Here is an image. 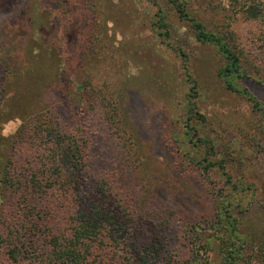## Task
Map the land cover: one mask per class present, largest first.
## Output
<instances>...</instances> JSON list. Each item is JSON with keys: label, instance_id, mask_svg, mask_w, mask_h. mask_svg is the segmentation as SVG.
<instances>
[{"label": "rangeland", "instance_id": "374dc122", "mask_svg": "<svg viewBox=\"0 0 264 264\" xmlns=\"http://www.w3.org/2000/svg\"><path fill=\"white\" fill-rule=\"evenodd\" d=\"M190 5L210 30L229 23L244 55L260 67L259 74L240 79V86L264 107V89L256 81L264 82L258 23L235 14L229 0ZM159 16L166 35H159ZM63 61L70 69L65 71ZM4 65L17 67L15 80L4 81L13 80L6 96L12 95L14 105L30 102L31 108L0 121V136L20 131L33 142L39 139L52 108L44 100L61 119L65 106L81 113L103 106L112 121L103 119L101 139L112 149L121 147L117 157L131 164L141 202L157 194L176 215L185 240L193 223L212 216V186L225 178L218 164L210 174L197 164L207 150L213 152L210 160L223 159L224 171L245 186L238 194L253 207L244 228L251 234L264 228V115L225 87L215 46L196 40L168 0H0V68ZM88 95L94 97L87 100ZM83 128L78 127L81 134ZM197 137L208 144L195 150ZM123 146L134 153L127 156ZM109 157L103 153L105 161ZM207 247L193 264H223L218 243L207 240Z\"/></svg>", "mask_w": 264, "mask_h": 264}, {"label": "trees", "instance_id": "16d2710c", "mask_svg": "<svg viewBox=\"0 0 264 264\" xmlns=\"http://www.w3.org/2000/svg\"><path fill=\"white\" fill-rule=\"evenodd\" d=\"M229 1L235 14L258 23V40L264 46V0ZM168 2L180 19L189 23L196 40L215 46L224 62L218 75L225 87L246 97L264 115L261 102L239 82L259 74L260 67L244 55L229 23L210 30L197 19L190 0ZM157 26L159 35L167 34L161 16ZM67 62L63 61L65 71L70 69ZM16 68H0L2 122L31 108L30 102L14 105L12 95L6 96ZM9 76L13 80L4 82ZM256 81L264 89V82ZM66 86L69 88V82ZM85 89L96 95L94 89ZM93 97L88 95L87 100ZM44 102L52 108L39 139L33 142L20 131L10 138L0 136V264H193L203 258L200 253L207 251V240L218 243L223 264L264 262V228L251 234L243 226L244 216L253 207L238 194L245 186L224 171L223 159L210 160L212 151H205L197 164L209 174L218 164L225 178L212 186V216L193 223L185 240L176 215L157 194L141 202L142 192L133 184L131 164L127 157H117L121 147H113V152L101 139L103 119L112 121L103 115V106L89 112L90 106L85 113L79 107L65 106L60 110L61 119L54 105ZM194 143L195 150L208 144L200 137ZM122 150L127 156L134 153L131 146ZM103 153L110 155L106 161Z\"/></svg>", "mask_w": 264, "mask_h": 264}]
</instances>
